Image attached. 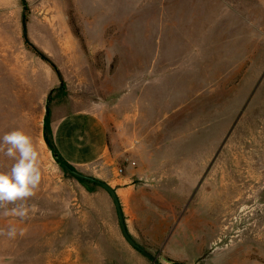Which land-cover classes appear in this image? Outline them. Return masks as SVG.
Listing matches in <instances>:
<instances>
[{
    "label": "rangeland",
    "instance_id": "rangeland-1",
    "mask_svg": "<svg viewBox=\"0 0 264 264\" xmlns=\"http://www.w3.org/2000/svg\"><path fill=\"white\" fill-rule=\"evenodd\" d=\"M55 108L98 113L144 171L128 231L160 264H264V0H0V136L26 131L42 168L0 264H156L55 158Z\"/></svg>",
    "mask_w": 264,
    "mask_h": 264
},
{
    "label": "crops",
    "instance_id": "crops-1",
    "mask_svg": "<svg viewBox=\"0 0 264 264\" xmlns=\"http://www.w3.org/2000/svg\"><path fill=\"white\" fill-rule=\"evenodd\" d=\"M49 126L54 150L64 163L82 174L108 183L115 189L128 228L127 213L130 210L134 211L139 195V189L136 188L133 180L135 176H141L144 171L131 165L125 167L121 165V160L125 159L121 158L125 150L120 151L123 148L118 136L113 140L105 120L98 113L90 110L81 109L62 113L55 108L51 112ZM134 151L129 154L131 158L128 159L137 163L149 162L150 158H132L135 157ZM120 168H123L124 173H119Z\"/></svg>",
    "mask_w": 264,
    "mask_h": 264
},
{
    "label": "clouds",
    "instance_id": "clouds-1",
    "mask_svg": "<svg viewBox=\"0 0 264 264\" xmlns=\"http://www.w3.org/2000/svg\"><path fill=\"white\" fill-rule=\"evenodd\" d=\"M0 155L12 161L6 170H0V216L29 219L38 211L29 201L36 196L41 181V158L37 143L22 128H14L0 136ZM18 230L9 226L0 231L9 239H15ZM24 230L20 229L19 235Z\"/></svg>",
    "mask_w": 264,
    "mask_h": 264
},
{
    "label": "water",
    "instance_id": "water-1",
    "mask_svg": "<svg viewBox=\"0 0 264 264\" xmlns=\"http://www.w3.org/2000/svg\"><path fill=\"white\" fill-rule=\"evenodd\" d=\"M23 35L25 40L29 43V39H28V29H27V24L26 21H23ZM69 173H71L72 175L76 176L77 178H80L82 180H86L88 182L94 183V184H98L100 186H102L112 197L115 206L117 208V212H118V216H119V222H120V226H121V230L122 233L124 235V237L126 238V240L135 248H137L139 251L143 252L145 255H147L149 258H151L154 263L156 264H160L158 259L156 257H154L152 254H150L147 250H145L143 247H141L131 236V234L128 231L127 225H126V221H125V216L121 207V203L119 200V197L115 191V189L113 187H111L108 183L101 181L97 178L94 177H90L87 176L85 174L80 173L79 171L71 168L69 165H67L66 163H60Z\"/></svg>",
    "mask_w": 264,
    "mask_h": 264
},
{
    "label": "trees",
    "instance_id": "trees-1",
    "mask_svg": "<svg viewBox=\"0 0 264 264\" xmlns=\"http://www.w3.org/2000/svg\"><path fill=\"white\" fill-rule=\"evenodd\" d=\"M47 115H49V111H48V110H47ZM45 129H46V128H45ZM46 141L48 142L49 147L53 150L55 158H57V159L59 160V163H64V162L58 157V155H57V153H56V151L54 150V147H53V145H52L51 139H49L48 136H46ZM70 167H71V166H70ZM71 168H73V167H71ZM73 169H74V168H73ZM84 181H86V180H84Z\"/></svg>",
    "mask_w": 264,
    "mask_h": 264
},
{
    "label": "built area",
    "instance_id": "built-area-1",
    "mask_svg": "<svg viewBox=\"0 0 264 264\" xmlns=\"http://www.w3.org/2000/svg\"><path fill=\"white\" fill-rule=\"evenodd\" d=\"M119 173L122 174L123 173V168L119 169Z\"/></svg>",
    "mask_w": 264,
    "mask_h": 264
}]
</instances>
